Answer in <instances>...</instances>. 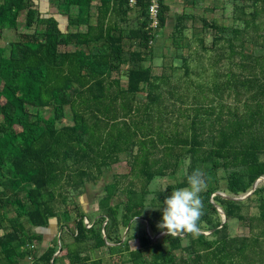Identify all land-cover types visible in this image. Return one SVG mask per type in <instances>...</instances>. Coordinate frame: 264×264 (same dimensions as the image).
<instances>
[{"label":"rangeland","instance_id":"rangeland-1","mask_svg":"<svg viewBox=\"0 0 264 264\" xmlns=\"http://www.w3.org/2000/svg\"><path fill=\"white\" fill-rule=\"evenodd\" d=\"M20 1L25 5L18 15L16 28L4 30L0 37V47L4 49L6 56L16 54L19 35L31 33L36 19L53 17L63 33L86 30L84 26L68 25L66 16L54 11L48 0ZM100 1L94 0L90 5V21L95 26V32L100 25L104 31L109 30L112 35L123 36L121 57L118 61L112 62V70L102 78V87L106 96L98 100L99 103H95L91 97L95 90L91 92L84 88L81 98H73V104L64 107V118L56 125L57 128L72 126L75 121L80 123L84 118L88 125H96L95 135L100 144L94 143L93 140L92 152L87 153L84 147L90 140L87 136L81 135L77 145L74 142L70 143V151L60 154L64 163L58 165V169L63 176L60 177L51 204L57 214V225L55 226V218H53L50 219L53 227L32 229L26 226L24 232L26 235L40 237V240H34L19 249L23 252L29 251L32 260L29 261V256H26L10 263L0 253V264H40L34 257L39 256L47 247L55 248L56 251L59 249L54 264H69L72 260H70L71 255L76 251H79L80 258L88 259L86 264L98 259L101 260V264H134L124 247H121L119 252L115 245H109L115 247L110 251L103 237L95 242L94 247L92 242L85 246L76 243L72 237L76 219L83 215L86 227H90L101 215L98 208L100 199L109 194L111 195L109 205H116L119 210L116 236L127 245L129 250L139 249L142 236L150 240V237H153L151 241L154 243L160 241L166 235L157 227L162 220L165 198L176 189L175 185L181 181V176L190 175L196 168L208 170L211 167L210 161L207 160L211 136L216 135L214 131L218 127L228 125L229 113L243 117L246 110H254L257 107V101L261 97L257 88L247 92L245 87L236 84L237 80L245 75V71L239 67L242 60L237 52L242 51L255 58L263 52V41L255 31L245 30L246 35L240 36L243 42L233 41L236 53L229 58L227 38L224 39V34L210 25L215 23L227 29L235 28L241 23L237 19V14L243 18V14L250 15L254 10H258L260 12L255 22L264 29V12H261L264 10V0H193L191 3H183V0H165L169 8L166 24L155 34L147 48L129 37V31L138 28L143 21L141 11L126 7L122 0H105L109 2L107 8L101 5ZM241 7L244 11L242 14L239 10ZM28 9H31L33 15L31 27L26 26ZM70 15L73 18L77 17L75 6H71ZM177 27H180L178 31H176ZM78 48L80 47L70 44L59 47L58 51L73 52ZM81 49L85 51V48ZM149 51L152 60L141 62L140 65L141 67L151 65L153 74L151 83L141 85V90L133 95L120 94L126 89V72L132 65L129 55L133 52L145 55ZM69 88L77 89V86L71 83ZM149 97H153L155 103L151 104ZM86 100L88 102H85ZM73 108L77 112L76 117L73 115ZM31 111L44 116L52 114L51 107H36ZM193 129L204 131L200 140L205 143L201 148L203 153H200L199 157L203 165L193 163L191 155L187 152L188 145H183L180 141L188 138ZM212 129L214 134L210 133ZM118 130H122L132 140L133 145L130 147L121 144V150L110 154L109 135L116 134ZM87 154L95 160L89 161ZM144 154L152 165L151 170L158 171L161 167L163 169V175L156 176L148 184L140 174ZM105 155L106 165L99 167L93 165L94 161L95 163L103 161ZM7 168L8 165H5L4 171ZM216 172L215 178L210 181L212 185L220 186V189L213 193L210 201L214 203L212 198L215 196L227 200L243 198L244 194L232 195L225 191L226 172L222 168ZM0 182H5L2 176ZM263 186L264 181L258 182L256 189ZM207 187L209 183L200 193L201 198ZM3 188L0 184V193ZM24 189V186L10 188L8 193L22 194ZM129 190L139 193L136 198L143 199L144 214L143 218H134L127 225L124 223V226L121 221L125 214L124 207L127 205ZM250 190L251 188L247 192ZM251 195L247 197H250V201L246 202L241 211L248 216L246 223L251 222V228L235 219L227 221L229 237L248 239L246 242L249 246L248 250L239 253L233 249L231 251L235 253L234 263L238 262V264H264L263 238L250 246L253 237L262 227V224L250 221L258 216L256 197ZM247 198L241 202L246 201ZM215 207L220 208L218 204ZM0 214L4 219H13L20 223L25 221L22 209L18 205L3 207L0 209ZM219 216L223 221L221 214ZM149 221L154 223V231H151ZM3 225L9 227L10 223L4 221ZM61 225H65L67 229L60 228ZM96 225L98 228L100 223ZM146 229L150 236H147ZM4 231L0 230V235ZM104 235L102 233V236ZM157 235L159 237H156ZM198 235L202 238L199 239ZM214 239L212 231L204 228H200L198 233H189L182 245L192 244L195 253L171 251L169 264H216V260L212 259L202 244L204 241ZM30 244L34 245L33 249L28 248ZM164 248L168 249V246L164 245ZM138 262L154 264L151 254L147 253Z\"/></svg>","mask_w":264,"mask_h":264},{"label":"trees","instance_id":"trees-1","mask_svg":"<svg viewBox=\"0 0 264 264\" xmlns=\"http://www.w3.org/2000/svg\"><path fill=\"white\" fill-rule=\"evenodd\" d=\"M93 1L48 0L54 11H59L66 16L68 25L84 26L85 32L63 33L59 30L55 19L50 16L48 19H36L31 33L19 35L20 41L16 46L15 55L6 56L4 49L0 47V177L2 176L5 181L0 182L4 187L0 193V209L18 205L25 218L24 223H20L13 219H4L0 214V230H5L0 235V253L10 263L31 256L29 251L23 252L19 249L34 240H40L37 235H26L24 233L26 226L32 229L46 228L50 219L53 218L58 223L57 214L51 204L54 201V191L60 177L63 176L58 169V165L64 163L60 154L70 151V143L74 142L77 145L81 135L87 136L90 140L89 143H85L84 147L87 153L92 152L93 140H95L94 143L100 144L95 135L96 125H88L84 118L80 120V123L75 121L72 126L56 127L57 123L64 118V107L72 105L73 98H81L84 88L91 92L95 90V93L91 95L95 103H99L98 100L106 96L102 87V78L112 70V62L118 61L121 57L123 39L121 34L112 35L109 30L104 31L100 25L95 32V26L90 21V5ZM191 2L193 0H185V3ZM108 3L105 0L100 1V4L106 8ZM122 3L127 7V0H122ZM137 4L136 8L141 11L143 21L140 22L138 28L129 31V37L147 48L155 34L164 28L169 8L165 0H160L159 28L151 36L145 30L147 0H138ZM24 5L20 0L0 2V37L4 30L16 28L18 15ZM71 6L77 9L75 18L70 15ZM30 10L28 9L27 27L33 24L31 22L33 15ZM239 10L241 14L244 13L242 7ZM259 12L254 10L250 15L243 14V18L237 14V19L241 23L235 28L227 29L215 23L210 25L224 34V39L227 38L229 58L236 53L233 41L243 42L240 36L246 35L245 30L255 31L259 39L263 41V52L255 58L242 51L237 52L242 60L239 67L245 71V75H242L236 84L245 87L247 92L251 89H258L261 97L257 101V107L254 110H246L243 117L236 113H229L226 127H218L216 131L210 130V133L214 131L216 135L211 136V147L207 151V160L210 161L211 167L208 170H202L208 177L209 187L202 195L203 215L198 223L199 228L212 231L215 239L204 241L202 244L212 259L216 260V264H238V262L234 263L235 253L231 252L232 249L236 253L249 249L246 243L248 239L229 237L227 221L235 219L251 228V222L246 223L248 216L241 212L246 202L250 201V197L241 202L215 196L212 198L214 201L212 203L210 198L220 189V186L212 185L210 180L215 178L216 171L222 168L226 172L224 190L232 195H241L245 194L258 178L264 176V29L255 22ZM178 29L180 27H177L176 31ZM70 44L80 48L73 52L58 51L59 47ZM81 48H85V51ZM128 58L132 65L126 72V89L120 93L122 95H133L139 92L141 85H149L153 76L150 64L146 67L140 65L141 62L152 60L150 51L145 55L133 52ZM228 76L230 77L229 74ZM71 83H74L77 89H70ZM149 102L155 103L154 98L149 97ZM36 107H51L52 114L44 116L38 112L32 113V108ZM73 110V115L76 117L77 112L74 108ZM203 134L204 131L193 129L188 138L180 140L183 145H188L187 152L191 155L193 163L198 165H203L199 161L200 153H203L201 148L205 143L200 140ZM109 139L110 154L121 150V144L130 147L133 145L132 140L122 130L109 135ZM86 157L89 161L95 160L88 154ZM106 158V155L103 156V161L100 163L94 161L93 165L96 167L106 165ZM174 160H176L175 157ZM142 161L140 174L144 176L147 184L156 176L163 175L162 167L158 171L151 170L152 165L148 162L146 154L143 155ZM5 165L9 168L4 171ZM187 177L181 176V181L175 185V188L186 187ZM21 186L25 187L22 194L8 193L10 188ZM127 193L128 201L121 221L126 225L134 218H143L144 214L143 199L136 198L139 193L133 190ZM251 196L256 197L258 216L250 221L260 223L262 227L253 237L250 246L259 242L257 240L260 238L264 240V186L256 189ZM110 199L109 194L100 199L98 208L101 215L89 228L85 225L83 215L76 219L75 232L72 235L76 243L85 246L92 242L94 247L95 242L103 237V233L105 239L114 243L119 252L121 247H124L134 264H140L138 261L146 253L151 254L154 264H169L171 251L181 250L189 254L195 253L192 244L182 245L183 240L189 236L186 232L177 236L164 235L160 241L155 243L148 237L142 236L139 249L129 250L127 245L116 236L119 210L116 205H109ZM216 204L225 215L226 221L223 224L216 210ZM4 221L10 223V226H4ZM97 223H100L98 228H96ZM149 225L151 231H154V223L149 221ZM60 228L67 229L65 225H61ZM198 238L202 237L198 235ZM237 242L238 245H236ZM164 245H167L168 249H165ZM236 246H238L237 249H235ZM107 247L110 251L115 248ZM55 253V248L47 247L34 259L40 264H54L57 258V256L53 257ZM70 260L69 264L88 262L86 257H79V251L71 255ZM90 264H101V260L98 259Z\"/></svg>","mask_w":264,"mask_h":264},{"label":"clouds","instance_id":"clouds-1","mask_svg":"<svg viewBox=\"0 0 264 264\" xmlns=\"http://www.w3.org/2000/svg\"><path fill=\"white\" fill-rule=\"evenodd\" d=\"M208 177L200 168L187 177V186L172 190L165 198L162 220L157 227L167 236L182 233H198L199 221L203 215V201L200 193L206 188Z\"/></svg>","mask_w":264,"mask_h":264},{"label":"built area","instance_id":"built-area-1","mask_svg":"<svg viewBox=\"0 0 264 264\" xmlns=\"http://www.w3.org/2000/svg\"><path fill=\"white\" fill-rule=\"evenodd\" d=\"M137 3H138V0H127V6L130 9L136 8L138 5ZM146 9H147V25L145 27V30L148 32L149 35L153 36L159 28L160 0H147V8ZM151 40H150V42H151ZM87 228H89V227H87ZM103 240L105 242V245H108V246L109 245H115V244H112V242L107 241L105 239V236H103ZM28 248L33 249L34 245L30 244L28 246ZM59 248H60V245H59ZM58 253H59V249L56 251L55 254H58ZM28 260L31 261L32 258H30V256H29Z\"/></svg>","mask_w":264,"mask_h":264},{"label":"water","instance_id":"water-1","mask_svg":"<svg viewBox=\"0 0 264 264\" xmlns=\"http://www.w3.org/2000/svg\"><path fill=\"white\" fill-rule=\"evenodd\" d=\"M259 179H260V178H258V179L252 184V186H251V190H250L249 192L245 193L244 196H243V198H233L232 200H233V201H241V200L247 198L249 195H251L252 192L256 189L257 182L259 181ZM228 199H229V198H228ZM212 203H213V202H212ZM218 209H220V208H217V207H216V210L218 211L219 215L221 214V216H222L223 219L225 220V215H224V213H223L221 210H218ZM224 220L221 221L222 224L224 223ZM148 230H149V228H148ZM146 232H147V236H150L149 233H148V231H147V229H146ZM156 237H159V236L157 235ZM150 238H151V240L154 239L153 237H150ZM56 255H57V254H54L53 257H55Z\"/></svg>","mask_w":264,"mask_h":264},{"label":"crops","instance_id":"crops-1","mask_svg":"<svg viewBox=\"0 0 264 264\" xmlns=\"http://www.w3.org/2000/svg\"><path fill=\"white\" fill-rule=\"evenodd\" d=\"M190 1H192V0H190ZM183 3H185V0H183ZM51 221H49V227H53V225L50 223ZM54 223H55V226L57 225V221H56V219H55V221H54ZM50 224H51V226H50ZM39 229H43V228H39Z\"/></svg>","mask_w":264,"mask_h":264},{"label":"bare ground","instance_id":"bare-ground-1","mask_svg":"<svg viewBox=\"0 0 264 264\" xmlns=\"http://www.w3.org/2000/svg\"><path fill=\"white\" fill-rule=\"evenodd\" d=\"M263 181H264V177H262L258 182H261L262 183Z\"/></svg>","mask_w":264,"mask_h":264}]
</instances>
